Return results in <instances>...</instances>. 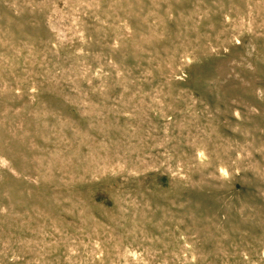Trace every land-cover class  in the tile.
<instances>
[{
	"label": "rangeland",
	"instance_id": "374dc122",
	"mask_svg": "<svg viewBox=\"0 0 264 264\" xmlns=\"http://www.w3.org/2000/svg\"><path fill=\"white\" fill-rule=\"evenodd\" d=\"M0 264H264V0H0Z\"/></svg>",
	"mask_w": 264,
	"mask_h": 264
}]
</instances>
